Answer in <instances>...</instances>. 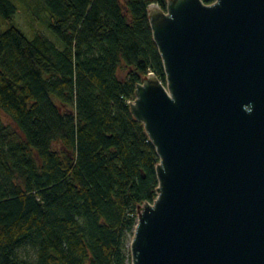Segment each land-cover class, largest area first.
<instances>
[{
    "label": "trees",
    "instance_id": "obj_1",
    "mask_svg": "<svg viewBox=\"0 0 264 264\" xmlns=\"http://www.w3.org/2000/svg\"><path fill=\"white\" fill-rule=\"evenodd\" d=\"M152 3L167 8L0 0V264L131 260L137 207L159 185L160 157L130 106L143 77L166 83ZM20 10L57 42L25 34L14 21Z\"/></svg>",
    "mask_w": 264,
    "mask_h": 264
},
{
    "label": "water",
    "instance_id": "obj_2",
    "mask_svg": "<svg viewBox=\"0 0 264 264\" xmlns=\"http://www.w3.org/2000/svg\"><path fill=\"white\" fill-rule=\"evenodd\" d=\"M166 83L131 102L160 161L131 264H264V0L148 7Z\"/></svg>",
    "mask_w": 264,
    "mask_h": 264
},
{
    "label": "rangeland",
    "instance_id": "obj_3",
    "mask_svg": "<svg viewBox=\"0 0 264 264\" xmlns=\"http://www.w3.org/2000/svg\"><path fill=\"white\" fill-rule=\"evenodd\" d=\"M14 21L25 32V34L29 36L34 32V30H39L47 34L49 39L57 42V38L51 33L50 30L45 27V24L42 23L36 14L33 15L32 19H30V16L27 12L20 10L16 13ZM5 28H7V23L0 20V30ZM4 119L9 120L6 117H4ZM127 264H131V260H128Z\"/></svg>",
    "mask_w": 264,
    "mask_h": 264
}]
</instances>
